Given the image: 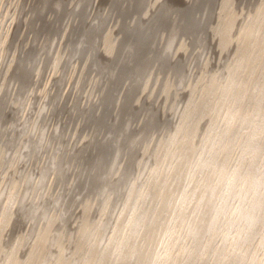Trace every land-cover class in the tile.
Segmentation results:
<instances>
[{"label": "bare ground", "instance_id": "bare-ground-1", "mask_svg": "<svg viewBox=\"0 0 264 264\" xmlns=\"http://www.w3.org/2000/svg\"><path fill=\"white\" fill-rule=\"evenodd\" d=\"M9 172L0 264H65L75 233L91 264L133 234L162 246L133 264H264V0H0Z\"/></svg>", "mask_w": 264, "mask_h": 264}, {"label": "rangeland", "instance_id": "rangeland-1", "mask_svg": "<svg viewBox=\"0 0 264 264\" xmlns=\"http://www.w3.org/2000/svg\"><path fill=\"white\" fill-rule=\"evenodd\" d=\"M123 83V82H122ZM122 83H121V85L119 86V88L121 89V93L124 91V89H125V87H127V86H125L126 85V83H127V81L125 82V84L122 86ZM122 86V87H121ZM113 121V116L111 117V115H110V119L108 120L107 119V122H106V125H108L109 123H111ZM7 170H8V168L6 169V172H7ZM35 171V170H34ZM10 172L9 173H6V175H5V179L2 181V184L0 185V199H1V204L2 203H4V201H5V199H6V192H8V190H9V187H10V178H9V176H10ZM52 177H53V174H51L50 175V178H48V180H46L45 181V183L42 185V186H40V184H38V183H36L37 182V178H35L36 179V181L34 182L33 181V183H32V187H30V188H28L27 190L29 191L28 193L26 192V190H24V183H23V181H19V178H18V176L15 178V180L18 182L17 184H16V186L13 188L14 190H15V192L18 194V196H17V200H18V203H17V205H19L20 204V197L22 196L25 200H26V202L28 203L29 201H34V203L36 202V201H38V200H44V198H46V197H49V196H55V194L57 193V191L59 190V186H56V185H54V184H52L51 185V180H52ZM35 183V184H34ZM70 183H71V180H69V182L67 183V185H66V190H65V192H67L68 191V188L70 187ZM50 184V185H49ZM36 185V186H35ZM35 186V187H34ZM50 186V187H49ZM43 193V194H42ZM39 198V199H38ZM41 198V199H40ZM233 203L236 205V201L234 202V200H233ZM231 204H232V200H231ZM3 205V204H2ZM233 205V204H232ZM234 206V205H233ZM18 207V206H17ZM17 209V208H16ZM40 208H38V210H39ZM35 216H32V217H30V215H28V216H26V217H24V218H19V223H17L18 225L17 226H21V229H24L25 230V228L27 227H29V221H30V231H29V236H32L31 237V241L29 240V238L27 239V241L25 242V244L21 247V250H19V257H20V259H24V258H26V256H27V252L29 251V245L33 242L32 240H33V238H35L36 237V234H37V232H38V230L42 227H44V224H43V221L41 220V221H39V222H37L36 220H35V218H34ZM96 217H98V215L96 216ZM221 217V216H220ZM223 218H224V216H222L221 218H219V219H221L220 220V222H219V220H218V225L220 226L219 227V229L218 230H221L220 228H223L222 227V225L224 224V221H225V219L223 220ZM223 224H222V223ZM221 224V225H220ZM33 225V228L31 229V226ZM231 227V226H230ZM26 228V229H27ZM20 229V230H21ZM42 230H44V229H42ZM125 230H126V232H125ZM26 231V230H25ZM18 232V231H17ZM122 233L124 232V234H120V235H118L119 237H121V238H119L120 240L122 239V238H124V237H126L127 235H128V233H129V231L127 230V229H125V228H123L122 229V231H121ZM51 233V232H50ZM125 233H126V236H125ZM17 234V233H16ZM141 234V233H140ZM77 233H75V234H73V235H71V237L70 238H68V237H66V238H64L63 239V244L65 245V256H64V262H65V264H69V263H71L72 261L74 262V264H91L90 262H91V260H90V262L88 263L87 261H85V255H86V258H87V253L85 254L84 253V248H86L87 246H88V244H87V241H83V243H75L74 241L76 240V237H77ZM134 235V237L132 238V236L129 238V241L130 242H132L133 240H136V238H138L136 241H133L134 243H129V244H134L133 246H134V249H138L139 251H141L143 254H144V257H145V255L147 256V255H149V253H151L152 251H162V249H161V247L162 246H159V244L157 245V244H155V243H152L151 241H147V240H144V238L142 239V238H140V237H138V235H135V234H133ZM219 235H221V233H219L218 234V236H217V238H218V240L219 239H221L220 238V236ZM109 236H110V234H109ZM118 236L116 237L115 236V238L113 239V241L112 242H114L113 243V245L111 246V250L115 247V245H116V243H118L119 242V240L117 241V239H118ZM137 236V237H136ZM216 238V239H217ZM132 240V241H131ZM140 240V241H139ZM144 242H143V241ZM117 241V242H116ZM106 242H108V238L106 239ZM105 242V243H106ZM140 242V243H139ZM148 242V243H147ZM153 242H155V240H153ZM91 243V242H90ZM101 243H102V241H101ZM100 243V245H102ZM136 243V244H135ZM219 243H220V240H219ZM218 243V244H219ZM79 244H83V247H79ZM129 244H126L125 246H122V248H121V250H122V252H121V256H120V254H119V256H120V258H121V263L119 262L120 261V259L118 258L119 256H118V254L116 255L115 254V257H116V259L118 258L119 259V263L116 261V259H115V257L113 256L114 255V252H115V250H116V248L114 249V252L112 253V255H111V258L109 259L110 260V262L109 261H105V262H103V263H106V264H112V260L111 259H113V263L115 264V262H117V264H133L134 263V258L132 257V258H130L128 255H129V251H130V247H129ZM141 244V245H140ZM146 245H147V249H146ZM148 245H149V247H148ZM114 246V247H113ZM128 246V247H127ZM144 246V247H143ZM155 246V247H154ZM156 246H158V247H156ZM124 247H126L125 249H124ZM160 247V248H159ZM140 248H142V249H140ZM150 248V249H149ZM152 248V249H151ZM7 249L8 248H4V249H2L3 250V252H0V262L3 260V258H4V254L6 253V251H7ZM143 249L146 251V253H145V251H143ZM160 249V250H159ZM125 250V251H124ZM263 252H264V247H263V250H262ZM73 253V254H72ZM116 253V252H115ZM123 253H125V254H123ZM127 253V254H126ZM122 255H123V257H122ZM125 255V256H124ZM113 256V257H112ZM69 258H70V260L71 261H69ZM143 258V257H142ZM90 259V258H89ZM115 259V260H114ZM117 259V260H118ZM132 259V260H131ZM143 259H145V258H143ZM94 261V263L93 264H95V260H93L92 259V262ZM99 262L100 261H97L96 260V264H99ZM211 262V261H210ZM209 262V264H212V263H210ZM100 264H102V262H100ZM193 264H197V261H196V263L194 262Z\"/></svg>", "mask_w": 264, "mask_h": 264}]
</instances>
